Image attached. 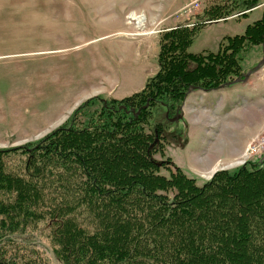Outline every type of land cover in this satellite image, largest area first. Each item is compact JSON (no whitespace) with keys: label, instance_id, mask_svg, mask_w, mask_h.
Returning <instances> with one entry per match:
<instances>
[{"label":"trees","instance_id":"1","mask_svg":"<svg viewBox=\"0 0 264 264\" xmlns=\"http://www.w3.org/2000/svg\"><path fill=\"white\" fill-rule=\"evenodd\" d=\"M196 29L161 35L159 70L140 91L93 96L40 141L0 149V264L25 253L5 250L6 241L40 245L50 260L52 250L58 264H264V163L199 185L178 166L161 172L174 165L155 157L166 149L164 127L146 131L154 105L175 119L190 91L245 77L246 52L264 46V10L216 52L188 51ZM10 156L16 172L5 166ZM53 196L58 219L41 225V204Z\"/></svg>","mask_w":264,"mask_h":264},{"label":"rangeland","instance_id":"2","mask_svg":"<svg viewBox=\"0 0 264 264\" xmlns=\"http://www.w3.org/2000/svg\"><path fill=\"white\" fill-rule=\"evenodd\" d=\"M194 2L0 0V149L40 141L68 123L73 111L92 96L121 99L130 95L125 89L128 79L138 77L143 81L148 73L153 76L159 70L157 39L175 25L191 22L200 27L194 32L188 51L216 52L225 36L243 34L246 26L259 19L264 10V0H200L199 6ZM248 9L245 15L223 20ZM216 16L220 17L219 22L203 25ZM150 37L155 40L151 44ZM139 46H143L142 57ZM262 55V45L247 51L243 72L254 71ZM152 113L146 131L155 134L157 125H163L166 149L164 154L155 155L162 161L169 157V142L176 133L182 134L183 129L177 131V123L170 122L164 105H154ZM257 136H264V130ZM14 156L5 165L12 172L18 167ZM257 158L251 157L250 168L254 163H264L255 161ZM228 163L219 160L215 167L232 169ZM161 172L169 176L176 172V167L166 164ZM206 175H212V171ZM53 197L41 204L46 215L39 221L41 225L58 219L57 209L50 211L51 203H57V196ZM90 220L85 219L87 223ZM2 247L13 252L22 249L24 256L16 258L19 264L30 259L29 264H58L52 256V261L47 259V252L40 245L6 241Z\"/></svg>","mask_w":264,"mask_h":264},{"label":"crops","instance_id":"3","mask_svg":"<svg viewBox=\"0 0 264 264\" xmlns=\"http://www.w3.org/2000/svg\"><path fill=\"white\" fill-rule=\"evenodd\" d=\"M214 22L219 21L207 19L203 25ZM192 25L185 22L174 28ZM154 41V37L149 38V44ZM157 43L160 50L159 38ZM139 47L141 56L143 46ZM263 58L264 55L260 60ZM151 75L148 73L143 81L138 77L128 79L126 92L131 95L143 89ZM170 122L177 123V131L183 129L182 134L176 133L169 142V157L174 167L182 168L202 185L207 181L203 175L219 170L215 167L219 160L231 162L240 157L251 140L264 130V79L259 70H254L249 78L231 85L209 91L194 89L186 97L179 116Z\"/></svg>","mask_w":264,"mask_h":264},{"label":"built area","instance_id":"4","mask_svg":"<svg viewBox=\"0 0 264 264\" xmlns=\"http://www.w3.org/2000/svg\"><path fill=\"white\" fill-rule=\"evenodd\" d=\"M194 3H196V6L200 5V0L199 1H195ZM193 5V4H192ZM191 5H188V7H190ZM189 10H192V8H189ZM251 10H254V8H252ZM244 11V12H240L238 14H235L233 16L228 17L229 18H233L235 16H239L243 13L248 12ZM260 73H261V77L264 79V65L262 66V68L260 69ZM251 157H258L256 159V161L258 162H262L264 160V136H256L254 138V140L252 141V143L247 147L246 151L243 153L242 157L240 159H238V161H235L233 163H228L230 168H237L240 166L245 165L250 159ZM223 169H227V168H223ZM204 177L210 178L212 175H203Z\"/></svg>","mask_w":264,"mask_h":264},{"label":"water","instance_id":"5","mask_svg":"<svg viewBox=\"0 0 264 264\" xmlns=\"http://www.w3.org/2000/svg\"><path fill=\"white\" fill-rule=\"evenodd\" d=\"M263 63H264V58L259 62L258 66L255 68V71H258L259 68H260V66H261ZM250 75H251V72H249L248 74H246L245 79L249 78ZM238 80H241V79H238ZM50 251H51V256H52V258L55 259L52 250H50Z\"/></svg>","mask_w":264,"mask_h":264},{"label":"bare ground","instance_id":"6","mask_svg":"<svg viewBox=\"0 0 264 264\" xmlns=\"http://www.w3.org/2000/svg\"><path fill=\"white\" fill-rule=\"evenodd\" d=\"M143 20H144V19H142V22H143ZM140 21H141V20H140ZM140 21H139V22H140ZM245 151H246V150H245ZM241 157H242V155H241L240 157H238V158L232 160L230 163H233V162H235V161H238V159H240Z\"/></svg>","mask_w":264,"mask_h":264}]
</instances>
